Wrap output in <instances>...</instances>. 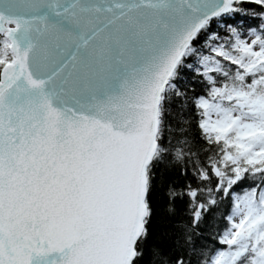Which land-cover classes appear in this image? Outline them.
<instances>
[{"label":"snow or ice","instance_id":"1","mask_svg":"<svg viewBox=\"0 0 264 264\" xmlns=\"http://www.w3.org/2000/svg\"><path fill=\"white\" fill-rule=\"evenodd\" d=\"M0 264H264V0H0Z\"/></svg>","mask_w":264,"mask_h":264}]
</instances>
